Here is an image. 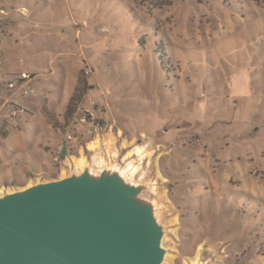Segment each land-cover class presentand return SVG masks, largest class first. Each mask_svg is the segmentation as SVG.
<instances>
[{"label": "rangeland", "instance_id": "rangeland-1", "mask_svg": "<svg viewBox=\"0 0 264 264\" xmlns=\"http://www.w3.org/2000/svg\"><path fill=\"white\" fill-rule=\"evenodd\" d=\"M50 1L0 0V193L105 149L154 181L163 264H264V0Z\"/></svg>", "mask_w": 264, "mask_h": 264}, {"label": "water", "instance_id": "water-1", "mask_svg": "<svg viewBox=\"0 0 264 264\" xmlns=\"http://www.w3.org/2000/svg\"><path fill=\"white\" fill-rule=\"evenodd\" d=\"M103 150L97 163L0 193V264L164 263L154 181H134Z\"/></svg>", "mask_w": 264, "mask_h": 264}, {"label": "built area", "instance_id": "built-area-1", "mask_svg": "<svg viewBox=\"0 0 264 264\" xmlns=\"http://www.w3.org/2000/svg\"><path fill=\"white\" fill-rule=\"evenodd\" d=\"M31 80V76L26 73L20 74L18 77H14L12 81L6 83V89L11 91L12 93L20 92L23 97L33 96L35 91L33 88L29 87L28 83ZM9 106V114L10 116L17 117L19 113H25V110L16 105V103L12 100L8 101ZM82 123H85V119L81 120ZM92 127H90L91 129ZM71 137L67 136V141H71ZM63 146L59 149L58 155L62 153ZM59 157H57L58 159ZM56 159V160H57Z\"/></svg>", "mask_w": 264, "mask_h": 264}, {"label": "trees", "instance_id": "trees-1", "mask_svg": "<svg viewBox=\"0 0 264 264\" xmlns=\"http://www.w3.org/2000/svg\"><path fill=\"white\" fill-rule=\"evenodd\" d=\"M163 54H164L163 51H161L160 58L163 57ZM77 96H78V91L76 90V91L74 92V94L72 95V97L70 98L69 103H68V105H67V107H66V109H65V117L70 118L71 115L74 113V107H73V105H74V103H75L76 100H77ZM2 137H3V138H6L7 135H6V134H3ZM69 143H70V141H67V140H66V145L64 146V149H63V151H62V153H61V156L64 154L65 150H68L67 145H68Z\"/></svg>", "mask_w": 264, "mask_h": 264}, {"label": "crops", "instance_id": "crops-1", "mask_svg": "<svg viewBox=\"0 0 264 264\" xmlns=\"http://www.w3.org/2000/svg\"><path fill=\"white\" fill-rule=\"evenodd\" d=\"M55 1H56V0H51L50 2H53V3H54ZM14 76H15V75H14ZM14 76H13V77H14ZM28 85H29V87L33 88V87H32V80L29 81ZM33 89H34V88H33ZM6 92H7V95H6L7 101L12 100V101H14L15 103H18L19 106H21V105H20V100L16 98V96H17L16 94H17V93H20V92L12 93L11 91H9V90H7V89H6ZM21 97H23V96L21 95ZM23 98H24V97H23ZM21 107H23V106H21ZM23 108H24V109L27 111V113H28V109H29V108H27V107H23ZM24 114H25V113H24Z\"/></svg>", "mask_w": 264, "mask_h": 264}, {"label": "bare ground", "instance_id": "bare-ground-1", "mask_svg": "<svg viewBox=\"0 0 264 264\" xmlns=\"http://www.w3.org/2000/svg\"><path fill=\"white\" fill-rule=\"evenodd\" d=\"M107 146V145H106ZM110 149V148H109ZM139 150V149H138ZM93 152V151H92ZM91 155V154H90ZM84 156V155H83ZM74 163H76V166L78 167H83L84 163H85V160L84 159H78L77 161H75ZM197 258H194L193 259V263H195L197 261ZM192 262V261H191Z\"/></svg>", "mask_w": 264, "mask_h": 264}]
</instances>
